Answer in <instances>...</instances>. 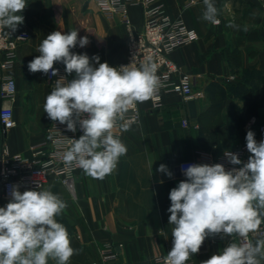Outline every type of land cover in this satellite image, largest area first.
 Here are the masks:
<instances>
[{"label":"crops","instance_id":"crops-1","mask_svg":"<svg viewBox=\"0 0 264 264\" xmlns=\"http://www.w3.org/2000/svg\"><path fill=\"white\" fill-rule=\"evenodd\" d=\"M158 1L170 17H181L198 34L195 41L172 51L171 58L204 96L195 99V117L189 115L187 101L173 92L164 93L156 109L150 99L138 103L140 121L128 124L126 131L122 128L127 154L104 179L76 171L74 195L55 178L48 180L41 191L50 190L66 202L56 220L79 250L68 264L97 260L104 243L113 245L118 258L100 264H156V257L173 247L169 194L186 179L178 163L200 159L205 152L232 151L246 143L249 130L257 143L264 140V129H259L264 126V7L255 0H213L218 9V23L213 25L202 19L203 1ZM21 14L24 21L17 28L27 30L30 38L20 45L7 71L15 80V125L4 142L10 153L30 157V147L43 141L49 121L44 112L50 94L47 75L28 69L43 39L54 31L77 30L78 39L87 36L89 43L83 48L77 44L72 52L87 54L95 67L99 65L91 61L93 56L116 67L126 54L127 29L120 15L104 16L95 0H27ZM127 17L134 30L142 29L139 5L128 6ZM69 77L74 79L75 73ZM161 164L171 171V178L157 171ZM233 242L235 235L208 236L190 256L191 264H201ZM48 264L57 262L49 258Z\"/></svg>","mask_w":264,"mask_h":264},{"label":"clouds","instance_id":"clouds-1","mask_svg":"<svg viewBox=\"0 0 264 264\" xmlns=\"http://www.w3.org/2000/svg\"><path fill=\"white\" fill-rule=\"evenodd\" d=\"M203 2L202 19L217 24L218 9L213 0ZM26 6L27 0H0V27L15 31L24 21L21 13ZM88 43L87 36L78 39L77 30L54 31L43 39L40 54L29 62L28 69L57 76L59 70L54 64L59 62L67 74L75 73L70 81L63 77L57 80L46 97L44 112L52 121L66 124L68 131L75 132L77 125L83 131L79 139H70L64 164L104 179L127 154V147L113 133L117 121H123L137 103L153 97L161 82L157 64L151 60L139 67L130 64L116 68L93 56L91 61L99 65L95 67L87 54L72 52L77 44L83 48ZM122 128L126 131L127 124ZM246 147L251 155L243 164L238 153L224 152L230 164H242L239 168L226 170L216 163L191 164L182 169L186 179L169 194L173 247L165 264H186L204 240L216 234L235 235L241 243H230L201 264H261L264 260V239L254 245L248 240L264 217V140L257 143L249 130ZM157 171L172 177L164 164ZM10 195L11 200L0 207V264H48L49 258L68 264L79 250L71 246L67 228L56 220L67 208L66 202L50 190L21 193L16 185Z\"/></svg>","mask_w":264,"mask_h":264},{"label":"built area","instance_id":"built-area-1","mask_svg":"<svg viewBox=\"0 0 264 264\" xmlns=\"http://www.w3.org/2000/svg\"><path fill=\"white\" fill-rule=\"evenodd\" d=\"M188 1L190 4H194L203 0ZM255 1L264 7V0ZM95 2L104 16L120 15L127 29L126 54L116 68L130 64L132 67H139L149 60L157 64V76L160 78L161 86L157 93L150 98L151 108L160 107L162 96L167 92L180 95L184 101L204 96L202 91L193 88L191 75L182 71L171 58L172 51L198 38L195 29L189 27L179 16L170 17L158 0H95ZM131 5H139L142 9L143 27L139 31L132 28L131 20L127 17V9ZM29 38L30 33L25 29L16 28L15 31H12L7 27H0V207H5L11 200L10 192L13 185L18 186L21 193L26 190L41 191L51 177L58 180L74 195V173L81 169L77 166H66L63 162L64 152L71 147L70 139H79L83 135L79 125L75 132H71L67 130L66 124L54 122L49 118L44 139L30 147L32 150L30 157L21 153H10L4 142V135L15 125L11 105L16 91L15 80L7 71L14 61L18 48ZM54 68L59 70L57 76L47 74L50 92L56 87V82L61 77L67 81L72 80L58 62L54 64ZM140 119L141 112L137 103L125 114L123 121H117V125L113 129L114 135L121 140L122 125L138 123ZM252 122H254V117L250 120V123ZM182 125L187 126L188 120L183 119ZM259 129L262 131L264 126L261 125ZM230 152L238 153L242 164L246 163L251 155L247 150L246 143ZM216 163L223 164L226 170L242 166V164H230L224 153L214 155L205 152L202 153L200 159L178 163V169L184 175L182 169L191 164L213 165ZM209 236L219 238L224 235ZM255 239H264V220L255 232H250L248 235V240L252 244ZM235 240L236 243H241V238L235 236ZM167 254L156 257V264H165ZM116 258H118V254L113 245L104 243L99 258L87 264H100ZM186 264H191L190 259Z\"/></svg>","mask_w":264,"mask_h":264},{"label":"water","instance_id":"water-1","mask_svg":"<svg viewBox=\"0 0 264 264\" xmlns=\"http://www.w3.org/2000/svg\"><path fill=\"white\" fill-rule=\"evenodd\" d=\"M187 106H188L189 115L191 117H195L196 116L195 100L194 99L187 100ZM203 245H204V242L201 246H203ZM117 250H118V248H117Z\"/></svg>","mask_w":264,"mask_h":264}]
</instances>
